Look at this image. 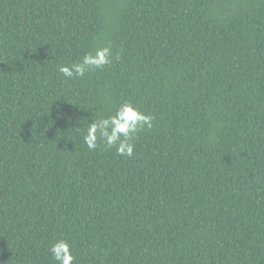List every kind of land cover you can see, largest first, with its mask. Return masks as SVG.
Masks as SVG:
<instances>
[{
  "label": "trees",
  "instance_id": "trees-1",
  "mask_svg": "<svg viewBox=\"0 0 264 264\" xmlns=\"http://www.w3.org/2000/svg\"><path fill=\"white\" fill-rule=\"evenodd\" d=\"M125 101L154 117L133 155L89 150ZM61 239L74 264H264V0H0V264Z\"/></svg>",
  "mask_w": 264,
  "mask_h": 264
},
{
  "label": "clouds",
  "instance_id": "clouds-1",
  "mask_svg": "<svg viewBox=\"0 0 264 264\" xmlns=\"http://www.w3.org/2000/svg\"><path fill=\"white\" fill-rule=\"evenodd\" d=\"M114 58L119 59V56H113L111 46L97 47L94 52H87L79 62L62 65L59 72L68 79L84 77L89 70L110 65ZM153 119V116L125 101L113 114L90 122L83 134V142L89 150L103 144L106 149L115 148L117 155L131 157L137 133L145 128L151 129ZM48 251L55 264H74L75 257L67 241L56 240Z\"/></svg>",
  "mask_w": 264,
  "mask_h": 264
}]
</instances>
